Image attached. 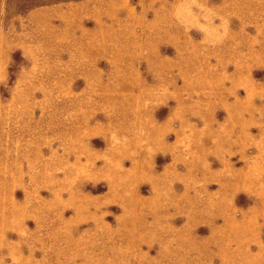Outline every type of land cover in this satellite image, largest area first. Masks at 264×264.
Returning a JSON list of instances; mask_svg holds the SVG:
<instances>
[{
    "label": "rangeland",
    "instance_id": "1",
    "mask_svg": "<svg viewBox=\"0 0 264 264\" xmlns=\"http://www.w3.org/2000/svg\"><path fill=\"white\" fill-rule=\"evenodd\" d=\"M0 264H264V0H0Z\"/></svg>",
    "mask_w": 264,
    "mask_h": 264
}]
</instances>
